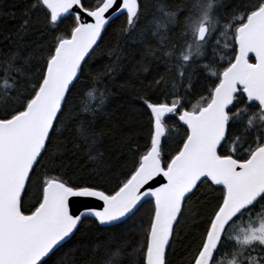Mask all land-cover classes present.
Returning <instances> with one entry per match:
<instances>
[{"label":"snow or ice","instance_id":"6c2138e0","mask_svg":"<svg viewBox=\"0 0 264 264\" xmlns=\"http://www.w3.org/2000/svg\"><path fill=\"white\" fill-rule=\"evenodd\" d=\"M110 30L158 37L144 54L167 58L150 85L163 99L142 97L143 147L74 178L69 153L97 142L107 96L87 66ZM82 76L96 102L77 109ZM85 221L123 228L111 256L131 264H172L182 239L187 264H264V0H0V264H80L65 248Z\"/></svg>","mask_w":264,"mask_h":264},{"label":"trees","instance_id":"16d2710c","mask_svg":"<svg viewBox=\"0 0 264 264\" xmlns=\"http://www.w3.org/2000/svg\"><path fill=\"white\" fill-rule=\"evenodd\" d=\"M193 2L194 0H182L189 9ZM186 15L187 12L181 16L178 25L170 26L165 41L169 47L175 45L177 51L183 43L182 25ZM146 23L147 21L143 22L141 27L143 28ZM158 44V37L153 38L148 35L143 43H133L112 34L110 30L89 60L87 73L96 78V87L105 91L107 100L102 114L96 118L93 125L97 133L96 144L81 142L75 155L69 153L66 163L69 165V174L74 178L89 180L95 177L97 161L91 159V156L99 157L102 154V160L106 166L110 162L115 163L114 158L121 143L130 142L134 146L143 147L147 140L148 122L142 112V97L152 101L162 100L160 88L163 85L157 86L155 91L150 85L154 83V78L159 79L161 76L168 75L167 58H146L144 54L146 48H156ZM116 54H119V60L115 59ZM145 67L147 71H144ZM89 83L91 80L82 76L76 86L73 103L77 109L82 102H96L90 101L85 95L89 90ZM196 99V97L192 98V102L195 103ZM178 139V135L173 137V140ZM172 146L175 145L172 144ZM140 218L147 220V205L138 214L136 220ZM131 223L133 222L130 221L129 224ZM122 232L123 228L109 230L91 221H85L80 232L65 248V251L72 249H80V251L74 256H69L68 259H76L80 264H105V261L109 259H114L116 264H120V260L123 259L131 264L133 257L130 253L120 258L111 256V253L115 252L117 246L122 243L120 235ZM97 242H99L98 247ZM189 243L191 242L182 239L175 245V253L169 257L172 264H187Z\"/></svg>","mask_w":264,"mask_h":264},{"label":"water","instance_id":"95a60500","mask_svg":"<svg viewBox=\"0 0 264 264\" xmlns=\"http://www.w3.org/2000/svg\"><path fill=\"white\" fill-rule=\"evenodd\" d=\"M85 203H92V204H94V203H96V202H81L79 205H77V207L81 210V211H83L84 210V205H85ZM101 227V226H100Z\"/></svg>","mask_w":264,"mask_h":264}]
</instances>
